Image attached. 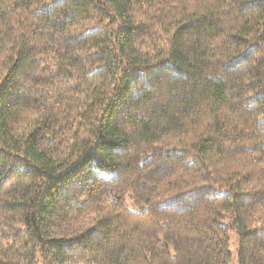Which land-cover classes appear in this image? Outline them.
Returning a JSON list of instances; mask_svg holds the SVG:
<instances>
[{
    "label": "trees",
    "instance_id": "trees-1",
    "mask_svg": "<svg viewBox=\"0 0 264 264\" xmlns=\"http://www.w3.org/2000/svg\"><path fill=\"white\" fill-rule=\"evenodd\" d=\"M0 264H264V0H0Z\"/></svg>",
    "mask_w": 264,
    "mask_h": 264
},
{
    "label": "rangeland",
    "instance_id": "rangeland-1",
    "mask_svg": "<svg viewBox=\"0 0 264 264\" xmlns=\"http://www.w3.org/2000/svg\"><path fill=\"white\" fill-rule=\"evenodd\" d=\"M230 251L232 253L233 259L235 258V249H236V240L234 238V236L232 235L230 237Z\"/></svg>",
    "mask_w": 264,
    "mask_h": 264
}]
</instances>
